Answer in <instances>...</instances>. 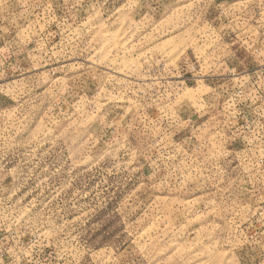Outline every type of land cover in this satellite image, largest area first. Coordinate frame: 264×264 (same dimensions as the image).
<instances>
[{"label": "rangeland", "instance_id": "rangeland-1", "mask_svg": "<svg viewBox=\"0 0 264 264\" xmlns=\"http://www.w3.org/2000/svg\"><path fill=\"white\" fill-rule=\"evenodd\" d=\"M0 264H264V0H0Z\"/></svg>", "mask_w": 264, "mask_h": 264}]
</instances>
